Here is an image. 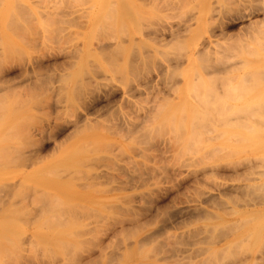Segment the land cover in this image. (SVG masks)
<instances>
[{
    "label": "rangeland",
    "instance_id": "1",
    "mask_svg": "<svg viewBox=\"0 0 264 264\" xmlns=\"http://www.w3.org/2000/svg\"><path fill=\"white\" fill-rule=\"evenodd\" d=\"M217 1L218 0H216V2L215 0H210V4L206 0L204 3L202 0H130L128 6L130 7V13L132 11L130 14L131 17L125 19V14L121 16L120 11L122 0H0V188L6 184H12L11 189L13 188V191H11V193L9 192L10 195L8 194V198L4 202L5 204L2 203L3 206H0V264L85 263L89 258L97 256L98 251L102 248L108 251L115 250L117 247H114V244L118 246L120 242L123 243L126 240H133L132 236L126 237L123 239L124 241L112 238L111 229L117 228L120 221L133 222L135 220L134 223H137L151 217L157 209L162 211L164 206L169 210L170 207H173V203L185 199L192 200L202 191L215 192V188L219 184L226 186L240 182V178L236 176V173L227 172L226 169H222L223 171L220 169L216 172H210L207 166L216 164L224 167L229 166L231 163V166H235L232 164H238L236 165L238 167L241 163L249 159L252 160L253 158L254 161L249 160L251 163L264 164V137H262L264 135H260L261 137L259 136V134H263L264 132L261 131L262 129L264 130V128H260L264 123L261 124L260 127V124H258L261 130L259 128H254L257 127L255 126L257 124L252 125L255 120H260L257 115L255 116L258 119H255V116V118H253L249 115L250 117L248 116L247 119L244 117L245 115L243 116L245 120L251 119V125L248 124L250 125L248 127L247 123L245 124L246 126L243 125L244 123L239 124L240 127L238 123L236 125L234 122H229L230 125L228 122L224 124L212 123L213 125L211 124L206 127L207 131L201 130L197 132L200 133V138H196L198 134L195 135L191 133L192 131L194 132L193 128L190 126L192 124L189 125L192 119L191 115L193 114V112L190 113V110L194 109L191 108L193 105L198 110L202 108V110H207L209 113L211 112L213 118H218L223 117L225 113L228 115L230 112H237L232 106H230L231 109L229 108L228 110L227 108L229 106L224 104V101L229 105L232 104L234 106L235 104L234 107L237 109V103L240 104L238 106H242L246 104L249 99L252 100L254 96L256 97V95V99L258 98L260 100L261 96H259V98L258 94H262V97H264V81L262 82L260 79L262 78L264 80V77L257 76L261 82L259 81L260 84H258L255 80V85L254 82L249 83L248 81V83L246 82L245 84V82L242 81L244 77L242 73H244V71L247 72V74L248 72H252L255 64L256 70L257 68L259 70L261 68V70L264 71L262 68L264 66V33L262 32L264 28L263 30L261 28V25L264 23L259 22L264 20H261V17H259L261 16L260 12H258L259 14L257 12L253 13L255 16L258 14L256 16L258 21L252 13L250 14L251 16L248 14V9L244 10L242 6H239L238 8L240 9L238 10L235 8L237 11H234L235 9H230L231 6L229 5V1L231 0L227 1L228 5H226V1H224L225 3L223 0L220 2L218 1L222 6L225 5L220 9V5ZM230 4L232 5V1ZM214 6L219 7H215L217 8L215 9ZM243 11L247 13H243ZM23 18H25V20ZM26 18H29V21ZM259 23L262 24L259 25ZM186 24L190 25L187 27L188 29L184 28L183 30ZM177 28H180V31ZM207 36L211 39H217L216 45L220 47L218 48V46L215 45V52L228 42L229 44L238 43V45H234H237V47H229L230 49L228 45L224 47L228 50L233 49V52H235L234 50L239 52V47H242L245 43L248 44L249 47L247 51H251V54L253 53V58L256 59L254 60V66L253 58H251L252 56H246L249 53L245 54V51L239 52L242 53L240 54V57L241 55L242 57L239 59V53L237 55V52H235L233 55L235 54L237 57H231L230 54L232 55V53L230 51V54L228 53V56L231 57L230 59V57H226V54L225 57L223 56V58H220V51L223 55V48L219 51V56H217V53L215 55L214 51H212V53L211 50L214 49L211 48L207 53L210 52L212 55L209 54V56H206L205 52L203 56L208 59L211 55L208 61L212 64L217 57L223 60L230 59V61L234 57V61H236V58L238 62L240 60L242 61L241 66L243 65L246 70H244L243 67L242 70L240 66L241 69H239L241 71L239 69H237V71L233 68V61H231L233 63H230L229 60H225L227 61L225 64L230 63L233 67L230 66V64L229 66L233 68L235 72H233V69L229 68V74L226 73L227 69L223 71L225 73L221 76L220 73L222 71L212 74L210 73L211 71L208 73L204 67H201L205 70L202 71L199 64L205 61L202 62L203 59L199 60V58L203 56H194L193 52L196 51L197 48L199 51L202 50L201 47L203 43H205L204 39H206ZM240 37L242 39H240ZM247 39L254 44V47L249 41L247 42ZM241 40L244 41L241 42ZM220 42L221 45L218 44ZM240 44L242 45L240 46ZM230 46H232V44ZM103 48L109 51H111V49H117V52H119L116 58L111 61L109 57L102 56L104 55ZM245 49L242 47V50ZM228 50H226V52H228ZM253 50L254 52H258L256 55L262 60V64L256 62L258 58L254 55ZM135 52L136 55H134ZM141 53L144 54L143 56L147 58V61L142 59L143 56ZM129 54L131 56L134 55L133 59H135L137 55L140 57L142 56L141 58L137 57V59H140H136V68H133V72L128 63V60L129 62L132 60ZM191 55L194 57H191ZM245 56L249 62L246 60V63H244ZM243 57L244 59H242ZM177 58L181 62L179 65H176L174 69V67L172 68L168 64L171 63L175 66L174 64H176ZM211 58L214 59L212 60ZM216 61L217 62L214 64H217L220 60ZM221 62L222 61H220V63ZM167 65L170 68L167 67ZM236 65L239 67L240 62L235 64V68H238ZM261 65L262 67H260ZM229 66H226V68ZM157 69L159 70L157 71ZM172 69H174L173 73L171 72ZM169 71L171 74H168V76L167 73ZM205 72H207V74ZM236 72H239L241 75H236ZM255 73L257 72H254V74ZM217 74H220L221 77H215ZM230 74H232V76ZM248 75L246 77H248ZM250 76H252L251 79L254 78V75ZM215 78L223 80H219V88H215L214 90V81L212 80ZM76 79L77 82H80L75 83ZM224 79H229L231 82H225ZM237 80H239L238 83ZM219 81H216L215 85H217ZM252 81H254V79ZM169 83L171 84L169 85ZM212 83L213 85H211ZM75 84H77V86L80 84L79 93L81 96L79 94L78 96L81 98L73 94ZM210 85L212 87H210ZM136 88L137 90H135ZM130 89H132V91ZM211 91H213L210 95L211 98L216 95L212 100H210L211 98L207 99L209 96L206 95V93L209 94ZM225 92L227 98L224 96ZM59 93H61V95H59ZM241 94L243 96H241ZM110 96L113 99L107 102L106 98ZM202 96L203 98L205 97V101L210 103L209 107H207L208 104H205L206 102L204 103L205 106L202 105L203 103L199 102L203 98L200 100L198 98ZM67 97L70 100L67 99ZM191 98H193V100ZM194 98H196V102H194ZM256 99H253L254 103ZM261 99V101L258 100L255 104H259L260 102L264 103L262 102L264 98ZM217 102H220V104L222 103L223 108H218L221 106L220 104H218V107L211 106V104L217 105ZM261 103L259 104L260 107L262 105ZM187 104H189V106ZM224 105L228 106L227 108L225 107L227 112L221 111V108L222 110L224 109ZM217 109H220L219 112ZM151 110L153 111L151 112ZM237 110L239 112L245 111L244 108L242 111H240L241 109L239 110V108ZM220 111L222 115L219 116L221 113ZM74 115H80L81 118L83 116H88L89 120L86 119L85 122L78 123L79 125L77 124V128V126L75 127L72 124L73 121L75 122L74 119H76ZM147 115H149V117ZM115 118L116 120H114ZM87 122L88 124H85ZM119 122L125 126L120 125ZM82 123L84 124L82 125ZM126 123H128V126L132 123L133 126H136L135 129L128 133L125 132V130H121L125 129ZM189 126L192 129H189ZM241 127H245L243 128L244 131ZM217 128L223 132L220 138L202 139V135H212L213 129ZM249 128L251 130L250 132L247 130ZM182 130L184 134L181 133L183 132ZM239 130L245 136L242 135ZM252 130H256V132H252ZM216 132L219 131L217 130ZM234 132H238V134L244 136L243 139L247 138L248 141H246L247 139L243 141L242 138L243 142L238 140L237 142L229 141L230 139L228 140V137L230 135L234 136ZM180 134L183 136H179ZM183 137H186V139ZM188 140L191 141L189 142ZM200 140L202 141L200 142ZM187 141L188 144L190 143L191 145V142H193V144L190 146L187 144ZM86 142H88V146L85 145ZM89 142L92 143V145H90L92 148H90ZM251 142L255 143L252 144ZM83 143V146L89 149L90 153L84 149V147L83 149L85 151L83 150V152L86 153L80 152L81 149L79 150V148L82 147L81 145ZM94 143H97V145H94ZM186 144L188 147H186ZM107 145H109V149ZM94 146H96V149L98 148L97 151L93 149ZM213 146L219 147V150L221 148L219 154L221 152V155L224 157H217L218 152H214L216 155H213V151H210V147ZM76 148H78V150ZM208 148H210V150ZM91 149H93L92 152ZM13 150L16 152L19 150V156ZM71 151L73 152L70 153ZM108 151L110 153H108ZM8 152H12V155L10 154V156ZM14 153L16 157L18 156V159L15 158ZM98 153L104 156L103 158L101 157L99 161L95 162L100 158ZM97 154L99 156H97ZM219 154L218 156H220ZM91 155L95 156V158H93V156L91 157ZM89 156L92 159L89 158L91 162L87 158ZM83 157H86L87 161L85 159V161L82 160ZM118 157L120 158L118 159ZM258 157L263 159V161H260ZM21 158L22 161L19 160ZM104 158H107V160ZM255 158H258L257 160L260 162H256ZM78 159L81 160L78 164L72 162L74 160L77 162ZM82 161L86 162V164L83 162V164L80 165ZM127 164L130 165L128 166L130 168L127 167ZM69 165L75 166H72V169L75 168V170L77 171L78 169V171L74 172L75 170L73 169L74 171L72 173V170H69V168L71 169ZM112 166L114 168H112ZM94 167L95 170L93 169ZM120 167L125 169L121 168V170ZM140 167L143 172L137 170L140 169ZM241 167L239 166L240 169ZM205 168L207 170H205ZM53 169H55V171ZM126 169H128L126 172L130 173L128 174L130 176L134 174V171H141L144 174V178L142 179L143 181L141 180L140 182L145 183H139L136 177L133 179L134 175L128 177L126 172H123ZM151 169L154 171L152 172ZM119 170L126 174L125 176L123 174L126 180L125 178L123 179L122 175H119L122 174ZM65 171L68 173H65ZM97 172L102 173L99 176ZM85 173L86 176H83ZM229 173L232 175H229ZM75 174L78 176L76 177ZM92 176H94V178ZM129 178L133 181H128ZM262 179H264V177H262ZM126 181L127 185L125 184ZM1 189L4 191L3 187ZM2 193L0 192L1 196H3ZM42 195L43 197L40 198ZM148 195L153 197L151 198ZM178 195L184 199H181ZM235 196H233V198L223 196L222 201H225V205L229 208L231 207V209L234 208L235 211L255 209V207L250 204L247 206L244 198L240 194H235ZM47 197H52V202H54L53 207H60L58 204H61V207L58 209L55 207L53 211H51V209H49L50 211L48 210V212L43 211L41 206L42 201L46 199L47 202H49V200L51 202V199L48 200ZM168 205H170V207H168ZM131 207H133V209ZM227 207L225 209L226 211L228 209ZM61 208L64 210V213L66 214L67 212V214L61 224H56L57 222L54 223V219L52 218L55 216V210L58 211ZM207 209L209 212H216L221 215L225 213V210L221 212L212 207ZM228 211H230V209ZM141 212L143 213L141 214ZM138 213H140V215ZM50 215L52 217H50ZM252 215V218L249 217V219L251 218L250 221H247L251 225L257 221V218L254 217L256 214ZM231 216L232 215L229 214L227 218ZM46 217L51 218L53 221H48ZM134 217L135 219L133 220ZM177 221H175L176 226ZM187 221L189 220H184L186 225H184V222H178L180 224L178 225V229L174 226L173 229L169 231L178 233V231L181 232L183 229L184 231L187 229L190 230L191 226L193 228H203L204 225L212 223H215L217 227L221 226L219 225L221 221H215L213 219L191 220L192 222L189 221L188 224ZM149 227H152V225ZM192 227L191 229H193ZM263 233L258 237L259 239L252 237L251 239H254L253 241L251 239H248L250 242L245 240L248 243H245L244 246L242 245L243 241H241L242 244L240 246L238 243L237 247H240L241 249H239L241 251L235 247L237 251V253L235 252L236 257L234 256L235 253H233L235 249L233 252L230 250L231 253H233L231 255L229 254L230 256L227 255L230 253L229 251L227 254L224 253V255L222 254V256L220 255V257H218H222L221 260L223 262L225 261L223 264H226L227 258L233 255L236 259L233 257L231 258L236 263L237 254L239 253V262L244 252L246 253L248 251L249 255L247 256L246 253L243 255V258H245L244 256L247 258L249 256L255 255L254 257H256L259 255L257 257L261 258V262H263ZM64 243L67 246L71 244L72 247L70 246L71 248L69 247V249ZM110 244L114 248L110 247ZM62 245H64V247ZM148 245L149 244L146 246ZM65 246L68 250H66ZM211 249L212 247L209 250ZM260 251L262 252L261 257ZM250 252H252V254ZM70 254L71 256H69ZM124 254L126 255V253ZM124 254L120 255L122 259L118 262L119 264L126 263V261L128 262V260L131 259L132 264L141 261L139 255L127 254L126 256L130 257V259L127 260L126 258L128 257ZM157 255H160L162 259L164 257L165 260L163 259L160 261V256L156 257V260H154ZM157 255L153 256V261L152 259L148 261L149 264L151 262L155 264H163V262L166 264H175L174 262L177 254L173 255L175 260L172 255L171 258L173 259L171 260L169 255V258L167 257L168 259L163 256L165 254L162 255L161 253H157ZM183 255L184 254H182V256ZM186 255L188 256L189 254L186 253ZM225 255L226 257H224ZM189 257H191V255L188 256V258ZM218 257L215 258L216 261L213 259L215 262L210 260L209 263L212 264L211 261H213V264H220L217 263ZM223 257L225 259H223ZM157 258L159 259L157 260ZM185 258L181 259V262L178 263L180 260L179 257H177L179 261H176V264H192V261L196 260L195 258H190L189 262L188 258ZM228 259L231 260L230 258ZM103 260H101L99 264H102ZM168 260L173 262H169ZM222 261L220 262L222 263ZM255 261L254 258V264ZM230 262L232 261H229L228 264H230ZM261 264H264V262Z\"/></svg>",
    "mask_w": 264,
    "mask_h": 264
},
{
    "label": "bare ground",
    "instance_id": "2",
    "mask_svg": "<svg viewBox=\"0 0 264 264\" xmlns=\"http://www.w3.org/2000/svg\"><path fill=\"white\" fill-rule=\"evenodd\" d=\"M203 1V3L205 2V0H202ZM207 2H209L210 4H211V2H210V0H206ZM219 2L221 1V0H218ZM217 1V2H218ZM224 1H226V5H228V0H223V2ZM231 1H232V5L230 4L231 3ZM231 1H229L230 3H229V5L231 6V8L230 9H232V10H234L235 8H237V10L238 9H240V8H238L239 6H242V8L245 10H247L248 9V14L250 15L251 13H252V15H253V13H255V12H260V14H261V16H259V17H261V20L263 19L264 20V0H231ZM130 2V0H122V6L120 5V7H121V16H123L124 14H125V19H128V18H130L131 16H130V14L132 13V11H131V13H130V10H129V6H128V3ZM215 2H216V0H215ZM218 2V3H219ZM225 3V2H224ZM223 4V3H222ZM233 4H234V6H233ZM219 5H220V9L221 8H223L225 5H221L220 3H219ZM235 6H237V7H235ZM207 7H209V6H207ZM215 7H217V6H214V8ZM219 7V6H218ZM217 7V8H218ZM217 8H215V9H217ZM139 9V8H138ZM242 9V10H243ZM223 10V9H222ZM221 10V11H222ZM236 9L234 10V11H237ZM241 10V11H242ZM136 11V10H135ZM219 11V10H218ZM240 12V11H239ZM238 12V13H239ZM244 12H246V11H243V13ZM153 13V12H152ZM247 13V12H246ZM237 14V13H236ZM235 14V15H236ZM259 14V13H258ZM257 14V15H258ZM137 15H138V13H137ZM239 15V14H238ZM256 15V16H257ZM262 15H263V17H262ZM152 16V15H151ZM241 16V15H240ZM251 16V15H250ZM253 16H255V15H253ZM255 16V18L257 19V17ZM25 17V16H24ZM47 17V16H46ZM239 17V16H238ZM31 18V17H30ZM139 18V17H138ZM252 18H254V17H252ZM24 20H25V18H23ZM22 19V20H23ZM27 19V18H26ZM29 19V18H28ZM27 19V20H28ZM46 19V18H45ZM140 19V18H139ZM260 19V18H259ZM258 20V19H257ZM9 21V20H8ZM14 21V20H13ZM29 21V20H28ZM27 21V22H28ZM141 21V20H140ZM147 21V20H146ZM259 21V20H258ZM12 22V21H11ZM185 22V21H184ZM259 22H263L264 23V21H259ZM10 23V22H9ZM262 24V23H261ZM260 23H259V25H261ZM12 25V24H11ZM10 25V26H11ZM18 25V24H17ZM165 25V24H164ZM190 25V24H189ZM188 24H186L184 27H183V30H184V28H187L188 26H189ZM263 26H264V24H262ZM261 25V28H262V30H263V26ZM161 26V25H160ZM159 26V27H160ZM8 27V26H7ZM13 27V26H12ZM27 27H28V25H27ZM168 27V26H167ZM220 27H221V24H220ZM16 28V27H15ZM156 28V27H155ZM181 28V27H180ZM180 28H177L179 31H180ZM188 29V28H187ZM224 29V28H223ZM171 30V29H170ZM169 30V31H170ZM174 30V29H173ZM176 30V29H175ZM154 31V30H153ZM166 31V30H165ZM168 31V32H169ZM177 31V30H176ZM223 31V30H222ZM157 32V31H156ZM263 33H264V30L262 31ZM163 33V32H162ZM166 34V33H165ZM220 34V33H219ZM243 34V33H242ZM174 35V34H173ZM157 37V36H156ZM155 37V38H156ZM170 37V36H169ZM178 37V36H177ZM180 37V36H179ZM208 37V36H207ZM206 37V39H204V41H205V43H203V46L201 47V49L203 50H200L199 51V49L197 48V50L196 51H194L193 52V55L195 56V55H197V57H202L204 54H205V52H206V56H209V54H211L212 55V51H214L215 52V47L216 46H218V45H216L217 44V39L215 40V39H211V38H207ZM223 37V36H222ZM242 37V36H241ZM240 37V39H242ZM218 38V37H217ZM219 38H220V36H219ZM239 38V37H238ZM177 39V38H176ZM175 39V40H176ZM236 39V38H235ZM246 39V38H245ZM169 40H170V38H169ZM219 40V39H218ZM221 40V39H220ZM237 40V39H236ZM158 41H159V39H158ZM240 41V40H239ZM244 40H241V42H243ZM246 41V40H245ZM249 41V43L251 44V45H253V47H254V44H252L251 42H250V40L249 39H247V42ZM235 42H238V41H235ZM241 42H239V43H241ZM245 43V42H244ZM161 44H163V43H161ZM219 45H221V42L220 43H218ZM232 44V46H230ZM231 44H229V42L225 45V46H227L228 45V48L229 47H237V45H238V43H235V44H237L236 46H234L235 44H233V43H231ZM216 45V46H215ZM223 45V44H222ZM242 44H240V46H241ZM250 45V46H251ZM215 46V47H214ZM224 45L223 46H221L222 48H220V49H217L216 50V52H215V55H216V53L218 54L217 56H219V51L222 49V52H223V55H222V53H221V51H220V58H223V56L225 57V54L227 55L226 57L227 58H229L230 56L232 57V56H234V57H237V56H235V54L233 55V53H235V52H237V55H238V53L240 52V51H242V52H244L245 54H248V55H246V56H248L249 57V55L250 56H252L251 58H253V53L251 54V51H247L248 50V47H249V45L248 44H243L242 45V47H243V49H245L246 48V46H247V48L245 49V50H242V47H239V52L237 51V50H234L235 52H233L232 50H228L227 48H224L225 47ZM220 46H218V48H219ZM253 47H251V48H253ZM214 49V50H211V52L212 53H207L210 49ZM241 48V49H240ZM99 49V48H98ZM225 49V50H224ZM230 49V48H229ZM103 50V54L104 55H102V53H101V55L102 56H107V58L109 57V59H111V61L113 60V59H115L116 58V56H117V54H118V52H117V49H115V50H113V49H111V51H109L108 49H102ZM224 50V51H223ZM226 50H228V52H226ZM250 50V49H249ZM252 50V49H251ZM254 50H255V48H254ZM254 50H253V52H254ZM263 50H264V46H263ZM230 51H231V53H232V55L230 54ZM201 52H203V53H201ZM226 52V53H225ZM230 54V56H228L229 54ZM243 53V54H244ZM256 53H258L257 51H255L254 52V55L255 56H257L256 55ZM261 53V52H260ZM131 54V53H130ZM129 54V55H130ZM134 54V53H133ZM240 54H242V53H239V57H238V59L239 58H241L242 57V55H241V57H240ZM100 55V56H101ZM120 55H121V53H120ZM128 55V56H129ZM132 55V54H131ZM130 55V58L133 60V61H136V62H133L131 59V61L129 62V60H128V63H129V66H130V69L132 70V72H133V68H136V64L135 63H137V60L138 59H140L144 54L143 53H141V57L139 56V55H137V57H140V58H138L137 59V57L135 56V59H133L134 57V55H136V52H135V54L133 55V56H131ZM146 55V54H145ZM193 55H191V57H194ZM200 55V56H199ZM211 55H210V57H211ZM214 55V54H213ZM258 55H260V54H258ZM147 56V55H146ZM180 56V55H179ZM178 56V57H179ZM245 56V59H244V57L242 58V59H244V63H246V60H247V57ZM210 57H208V59H210ZM213 57H215V56H213ZM231 57H230V59H231ZM234 57H233V59H234ZM146 57H142V59H144V60H146L147 61V58L145 59ZM207 58V57H206ZM206 58H204V56L202 57V58H199V60L201 59H203L202 60V62L203 61H205V62H203L202 64L200 63L199 65H200V68L201 67H204L205 69H206V71L209 73L210 71V73H217L218 71L219 72H223V71H225V70H229V68H231L230 66H232L230 63H233L234 62V69H239L240 68V66H241V60L239 61L240 62V65H239V67L238 68H235V64L236 63H239L238 62V59L236 58V61H234L233 59L231 60V61H233V62H231L230 61V59H228L229 61H230V66H229V64H225V62H227L228 60L227 59H225V60H227V61H225V60H223V59H219V57H217V58H215V61H214V63L215 62H217L216 60H220V61H222L221 63H220V61L217 63V64H212L210 61H208V59H206ZM257 58H258V60H260L259 59V57L257 56ZM264 58V57H263ZM129 59V58H128ZM137 59V60H136ZM151 59V58H150ZM193 59H195V58H193ZM212 59V58H211ZM214 59V58H213ZM212 59V60H213ZM249 59V58H248ZM198 60V61H199ZM249 60H252V59H249ZM254 60H256V59H254L253 58V66H254V64H255V62H254ZM256 61V62H260L259 64H262V60H260V61ZM125 61H126V59H125ZM142 61V60H141ZM140 61V62H141ZM182 61H183V59H182ZM248 61V60H247ZM181 61L180 60H178V58H177V60H176V64H174L175 66H173V64H171V63H169L168 65L169 66H171L172 68L174 67V69L176 68V65H179V63H180ZM199 62H201V61H199ZM236 62V63H235ZM249 62V61H248ZM135 65H134V64ZM154 63V62H153ZM226 65V66H229L228 68H226V66L224 65V64ZM243 63V64H244ZM264 63V62H263ZM167 65V67H169ZM247 65V64H246ZM249 65H252V64H249ZM258 65V64H257ZM135 66V67H134ZM155 66V65H154ZM245 66V65H244ZM165 67V66H164ZM166 67V68H167ZM243 67V65L241 66V68ZM250 67V66H249ZM255 67H256V64H255ZM255 67H254V70L252 69V72H250V73H252V74H250L249 72H248V74H250V75H254V81H252L253 79H251V77L252 76H250V75H248L247 74V72H245L244 71V73H242V76H244L243 77V80L242 81H244L245 82V84H246V82L248 83V81H249V83H253L254 82V85H255V80L257 81V83L258 84H260V79L262 80V82L264 81L262 78H258V77H264V71H262L261 70V68L260 67H262V65L259 67L260 68V70L257 68V70L255 69ZM156 68V67H155ZM165 68V69H166ZM170 68V67H169ZM169 68H167V69H169ZM204 68L202 69V71H205L204 70ZM233 68H231V69H233ZM240 68V69H241ZM244 68V70H246L245 69V67H243ZM243 68H242V70H243ZM263 68V70H264V66L262 67ZM93 69V68H92ZM174 69H172V73L174 72ZM209 71H208V70ZM234 69H233V72H235L234 71ZM239 69V70H240ZM251 69V68H250ZM135 70V69H134ZM156 70V69H155ZM159 69H157V71H158ZM161 70V69H160ZM226 71V73L227 74H229L228 72H230V70L229 71ZM256 70V71H255ZM177 71V70H176ZM213 71H215V72H213ZM238 71V70H237ZM241 71V70H240ZM248 71V70H247ZM260 71V72H259ZM262 71V72H261ZM100 72V71H99ZM135 72V71H134ZM167 72V71H166ZM170 72V71H169ZM167 73V75L169 74H171V72L170 73ZM207 72H205L206 74H207ZM218 72V73H219ZM220 73L221 74V76H222V74H224L225 72H223V73ZM231 72H232V70H231ZM254 72H257V73H255L254 74ZM93 73V72H92ZM149 73V72H148ZM163 73V72H162ZM237 73V72H236ZM220 74L218 75H215V77L216 76H220ZM227 74H225V75H227ZM235 74V73H234ZM238 74H240L239 72L236 74V75H238ZM245 74V75H244ZM248 75V77H246L247 75ZM257 74V75H256ZM162 75V74H161ZM168 75V76H169ZM173 75V74H172ZM225 75H223V76H225ZM231 76H232V74H230ZM229 75V76H230ZM235 75V76H236ZM241 75V74H240ZM220 76V77H221ZM228 76V75H227ZM239 76V75H238ZM237 76V77H238ZM258 76V77H257ZM156 77H157V75H156ZM214 77V76H213ZM249 77H250V79H251V81H250V79H249ZM257 77V78H256ZM245 78H247V79H245ZM148 79V78H147ZM215 79H217V78H215ZM215 79H213L212 81H214L213 83H214V85H213V83L211 84V85H213L214 87H213V89L215 90V88H219V85H220V81L219 80H221V79H217V80H215ZM257 79H259V80H257ZM80 80V79H79ZM78 80V81H79ZM145 80V79H144ZM150 80V79H149ZM223 80V79H222ZM221 80V81H222ZM88 81V80H87ZM216 81H219V82H217V85H215L216 84ZM224 81L226 82V81H230L231 82V80H229V79H224ZM233 81V80H232ZM238 81L239 80H237V83H238ZM260 81V82H259ZM80 82V81H79ZM79 82H77V79H76V82L75 83H79ZM171 82H172V80H171ZM236 82V81H235ZM89 83V82H88ZM240 83V82H239ZM61 84V83H60ZM87 84V83H86ZM171 83H169V85H170ZM243 84V83H242ZM1 85V84H0ZM168 85V86H169ZM210 85V87H212ZM244 85V84H243ZM243 85H240V86H243ZM257 85V84H256ZM61 86V85H60ZM74 86V85H73ZM96 86V85H95ZM217 86V87H216ZM9 87V86H8ZM75 88H73V94H75L76 96H78V94L81 96V94L79 93V91H80V84L77 86V84H75V86H74ZM88 87V86H87ZM86 87V88H87ZM91 87V86H90ZM221 87V86H220ZM82 88V87H81ZM93 88V87H92ZM111 88H113V87H111ZM9 89H10V87H9ZM8 89V90H9ZM134 89V88H133ZM62 90V89H61ZM60 90V91H61ZM75 90V91H74ZM81 90H83V89H81ZM131 91H132V89H130ZM135 90H137V88L135 89ZM213 90V91H214ZM1 91V90H0ZM85 91H86V89H85ZM134 91V90H133ZM213 91H211L209 94H207L206 93V95H208L209 96V98H207V96H206V98L207 99H210L211 98V94H212V92ZM221 91V90H220ZM227 92V91H226ZM226 92H225V98H227L226 97ZM62 93V92H61ZM61 93H59V95H61ZM113 93V92H112ZM132 93V92H131ZM230 93V92H229ZM108 94V93H107ZM217 94V93H216ZM223 94V93H222ZM228 94V93H227ZM234 94V93H233ZM64 95V94H63ZM85 95H87V94H85ZM113 95V94H112ZM215 95V94H214ZM213 95V96H214ZM72 96H74V95H72ZM75 96V97H76ZM80 96H78V97H80ZM90 96V95H89ZM109 96V95H108ZM131 96V95H130ZM216 96V95H215ZM215 96L214 97H212L213 99L215 98ZM228 96V95H227ZM241 96H243L242 94H241ZM259 96H261V98H264V97H262L263 95L261 94H258V97ZM217 97H219V96H217ZM221 97V96H220ZM233 97H235V96H233ZM249 97V96H248ZM252 97V96H251ZM256 97H257V95H256ZM256 97L254 96V98H252V100L251 99H249V101L248 102H246V104H243L242 106H238V105H240V104H236V108L238 109L239 108V110L240 111H242V109L244 108V112L242 111V112H239L237 109H235V104H234V106L232 105V104H227V103H225V101L224 100H222V101H224L223 103L224 104H226V105H228V106H226V105H224V109L222 110V108H223V105H222V103L220 104V102H217V105H215V104H211V106H217L218 107V104H220L221 106H219L218 108H220V107H222L221 108V111L222 112H227V109L229 110V108L231 109V107L230 106H232L233 108H234V110H236L237 112H235V111H233V112H228L229 114L227 115L226 113H225V115H224V113H223V117H218V118H216V117H214L213 118V116H212V114H211V112L209 113V112H207V110H202V108L200 109V110H202V111H200V110H198L196 107H194V105L193 106H191V108H194V109H191L190 110V113L191 112H193V114L191 115L192 116V119H191V123H189V125L190 124H192V125H190L192 128H193V130H194V132L192 131L191 133H194L195 135H197L198 134V136H196V138L197 137H199V135H200V133H197L198 131L200 132L201 130H206L207 128V126L208 125H211L212 123H214V124H219V123H221V124H224V123H229V122H234L236 125H237V123H238V126H239V124H243V125H245L246 123H247V127L248 126H250L251 125V119L250 120H245V118L247 119V117L250 115V116H252L253 118H255L256 116L255 115H257L258 116V118H260V120H255V119H258L257 117L254 119L255 120V122H254V120H253V124L252 125H254V124H257V125H255V126H257V127H254L255 129L256 128H259L260 126H261V124H263L264 123V103H261L262 105H261V107L259 106V104L257 105V104H255L259 99L257 98L256 99ZM71 98V97H70ZM74 98V97H73ZM81 98V97H80ZM106 98V97H105ZM203 98V96L202 97H199L198 99L200 100V99H202ZM212 98L210 99V100H212ZM260 98V97H259ZM260 98V100L259 101H261L262 99ZM59 99V98H58ZM67 99H69L68 97H67ZM75 99V98H74ZM112 97L110 96V97H107L106 98V100H107V102H110V101H112ZM192 100H193V98H191ZM195 100H194V102H196V98H194ZM205 99V97L201 100V101H199L200 103H203L202 105H204L205 106V104H208V106L207 107H209V105H210V103L209 102H207V101H205L204 100ZM246 99V98H245ZM248 99V98H247ZM253 99H256V102L254 103V101H253ZM61 100V99H60ZM70 100V99H69ZM73 100V99H72ZM71 100V101H72ZM91 100V99H90ZM234 100H235V98H234ZM76 101V100H75ZM114 101V100H113ZM198 101V100H197ZM221 101V102H222ZM253 101V102H252ZM56 102H58V101H56ZM60 102V101H59ZM106 102V103H107ZM206 102V103H205ZM252 102V103H251ZM262 102H264V100L262 101ZM106 103H105V105H106ZM184 103H185V101H184ZM184 103H183V105H184ZM198 103V102H197ZM196 103V104H197ZM200 103H198V104H200ZM205 103V104H204ZM58 104V103H57ZM81 104V103H80ZM197 104V105H198ZM67 105H69V104H67ZM101 105V104H100ZM188 106H189V104H187ZM191 105V104H190ZM201 105V104H200ZM257 105V106H256ZM71 106V105H70ZM95 106V105H94ZM199 106V105H198ZM197 106V107H198ZM83 107V106H82ZM199 107H201V106H199ZM198 107V108H199ZM203 107V106H202ZM227 109H226V108ZM241 107V108H240ZM243 107V108H242ZM62 108V107H61ZM81 108V107H80ZM91 109H92V107H91ZM101 109V108H100ZM151 109H153V108H151ZM96 110H97V108H96ZM96 110H95V112H96ZM110 110V109H109ZM150 110V109H149ZM219 110L220 109H217V111L219 112ZM153 110H151V112H152ZM220 111V112H221ZM78 112V111H77ZM222 112L219 114V116L220 115H222ZM74 113V112H73ZM98 113V112H97ZM100 113V112H99ZM146 113H148V112H146ZM150 113V112H149ZM92 114V113H91ZM113 114V113H112ZM211 114V115H210ZM146 115V114H145ZM145 115H144V117H145ZM149 115H152V114H149ZM149 115H147L148 117H149ZM183 115V114H182ZM181 115V116H182ZM245 115V116H244ZM247 115V116H246ZM75 116V115H74ZM82 116V115H81ZM212 118H211V117ZM243 116L245 117V118H243ZM249 116V117H250ZM255 116V117H254ZM73 117V116H72ZM76 117V119H74L75 120V122L73 123L72 122V124H73V126H77V128H78V123H80V122H85L86 121V119H88L89 120V118H88V116H86V117H80V115L78 116V115H76L75 116ZM124 117V116H123ZM148 117H147V119H148ZM183 117H184V115H183ZM113 118V117H112ZM119 118V117H118ZM126 118V117H125ZM252 118V119H253ZM189 119V120H190ZM87 120V121H88ZM93 120V119H92ZM91 120V121H92ZM114 120H116V118L114 119ZM121 120V119H120ZM119 120V121H120ZM146 120V119H145ZM188 120V121H189ZM118 121V120H117ZM125 121V120H124ZM144 121V120H143ZM249 123H248V122ZM71 122V121H70ZM126 122V121H125ZM125 122H124V124H125ZM258 122V123H257ZM93 123V122H92ZM137 123V122H136ZM71 124V125H72ZM78 124V125H77ZM84 123H82V125H83ZM85 124H88V122L87 123H85ZM119 124H120V122H119ZM127 125H126V127H125V129H121V130H125V132H132L134 129H135V127L136 126H133V124L132 123H130V125L128 126V123H126ZM220 124V125H221ZM233 124V123H232ZM234 124V125H235ZM248 124H250V125H248ZM258 124H260L259 125V127H258ZM90 125V124H89ZM120 125H122V124H120ZM135 125V124H134ZM137 125V124H136ZM213 125V124H212ZM219 125V126H220ZM229 125H230V123H229ZM234 125H231V126H234ZM235 125V126H236ZM81 126V125H80ZM93 126V125H92ZM112 126V125H111ZM122 126H125V125H122ZM190 126H189V129H192V128H190ZM227 126H228V124H227ZM237 126V127H238ZM242 126V125H241ZM246 126V125H245ZM264 126V125H263ZM263 126H261L260 128L262 129V128H264ZM54 127V126H53ZM56 127V126H55ZM113 127V126H112ZM216 127V126H215ZM240 127V126H239ZM220 128V127H219ZM243 128H245V127H241V129L243 130ZM252 128V127H251ZM259 128V129H260ZM61 129V128H60ZM81 129V128H80ZM185 129V128H184ZM239 129V128H238ZM240 129V130H241ZM260 129V130H261ZM82 130H83V128H82ZM219 131V132H216V131ZM239 130V131H240ZM247 130H249L248 132H250L251 130H250V128L249 129H247ZM54 131V130H53ZM183 131V130H182ZM207 131V130H206ZM244 131V130H243ZM262 132L264 131L263 129L261 130ZM260 131V132H261ZM64 132V131H63ZM203 132V131H202ZM213 134L212 135H202V139H218V138H220L221 137V135H222V131L220 130V129H213ZM216 132V133H215ZM225 132V131H224ZM241 132V131H240ZM239 132V133H240ZM246 132V131H245ZM244 132V133H245ZM252 132H256V130L255 131H253L252 130ZM261 132V133H262ZM74 133V132H73ZM72 133V134H73ZM141 133H142V130H141ZM181 133H183L184 134V131L183 132H181ZM215 133V134H214ZM235 133V132H234ZM257 133H258V130H257ZM188 134H189V131H188ZM193 134V135H194ZM207 134V133H206ZM236 134V135H235ZM234 134V136H229L228 137V140L229 141H231V142H234V141H236L237 142V140L238 141H242V139H243V137L245 136L244 134H242V132H241V134L242 135H244V136H242V135H240V134H238V132L237 133H235ZM238 134V135H237ZM143 135V134H142ZM145 135V134H144ZM233 135V134H232ZM262 136V135H264V132H263V134H259V136ZM72 136V135H71ZM179 136H183V135H179ZM190 136V135H189ZM188 136V137H189ZM205 138H204V137ZM242 136V137H241ZM260 136V137H261ZM10 137V136H9ZM191 137V136H190ZM223 137H225V136H223ZM222 137V138H223ZM262 137H264V136H262ZM183 138H185L186 139V137H183ZM182 138V139H183ZM193 138H194V136H193ZM193 138H191V139H193ZM200 138V137H199ZM242 138V139H241ZM184 139V140H185ZM190 139V138H189ZM247 139V138H246ZM245 138L243 139V141H245L246 140ZM198 140V139H197ZM189 141V140H188ZM188 141H187V144H188ZM191 141V140H190ZM189 141V142H190ZM194 141V140H193ZM196 141V140H195ZM202 140H200V142H201ZM209 141V140H208ZM242 141V142H243ZM246 141H248V139L246 140ZM64 142V141H63ZM91 142H93V141H91ZM91 142H89L90 144H89V146L90 145H92V143ZM162 142V141H161ZM199 142V141H198ZM186 143V142H185ZM192 144H193V142H191ZM248 143H250V142H248ZM252 144H254L253 142H251ZM257 143V142H256ZM88 144V142H86V146H88L87 145ZM99 144H100V142H99ZM186 144V145H187ZM191 144V145H192ZM208 144V143H207ZM84 143L81 145L82 147L81 148H79V150L81 149V153H86V152H83V150L84 149H86L84 146ZM94 145H97V143H94ZM188 145H190V143L188 144ZM188 145L186 146V147H188ZM190 145V146H191ZM250 145V144H249ZM58 146H60V145H58ZM77 146V145H76ZM75 146V147H76ZM78 146H79V144H78ZM99 146V145H98ZM109 145H107V148L109 149V147H108ZM6 147V146H5ZM83 147H84V149H83ZM96 146H94V148L93 149H95L96 151H97V149L95 148ZM100 147H101V145H100ZM57 148V147H56ZM90 148H92V146H90ZM111 148V147H110ZM210 148H211V150H210ZM210 148H208L211 152L213 151V155L215 154L214 152H218V154H219V151L221 150V148H220V150H219V147H215V146H213V147H210ZM53 149H54V147H53ZM77 150H78V148H76ZM93 149H91V152H92V150ZM101 149V148H100ZM107 149V150H108ZM16 150V149H15ZM88 152L90 151L89 149H86ZM94 150V151H95ZM14 151V150H13ZM56 151V150H55ZM85 151V150H84ZM93 151V152H94ZM100 151H102V150H100ZM106 151V150H105ZM208 151V150H207ZM206 151V152H207ZM234 151V150H233ZM15 153H17V155L20 153V151L18 150V152H16V151H14ZM73 151H71L70 153H72ZM211 152H210V154H211ZM9 153V155L12 153V152H8ZM14 153V154H15ZM79 153V152H78ZM90 153V152H89ZM108 153H110L109 151H108ZM231 153H232V151H231ZM24 154V153H23ZM99 154V153H98ZM97 154V156H99L100 155V158H98L97 159V157H96V161L95 162H97V161H99V159H101V157L103 158V156L104 155H102L101 153L98 155ZM205 154V153H204ZM208 154V153H207ZM218 154H217V157H221L222 155H221V152H220V156H218ZM1 155V154H0ZM12 155V154H11ZM10 155V156H11ZM70 155V154H69ZM102 155V156H101ZM216 155V154H215ZM230 155H232V154H230ZM14 156V155H13ZM19 156V155H18ZM18 156L16 157V154H15V158H17L18 159ZM93 155H91V157H92ZM109 156V155H108ZM116 156V155H115ZM210 156V155H209ZM24 157H26V156H24ZM29 157V156H28ZM91 157L89 156V157H87L88 158V160H89V158L91 159ZM106 157H107V155H106ZM213 157H216V156H213ZM222 157H224V156H222ZM262 157V156H261ZM23 158V157H22ZM22 158L21 159H19L20 161H22ZM93 158H95V156H93ZM108 158V157H107ZM107 158H104V159H106L107 160ZM120 157H118V159H119ZM259 159H260V161H263V159H261L260 157H258ZM257 158V159H258ZM264 158V157H263ZM25 159V158H24ZM31 159V158H30ZM86 160V157L84 158H82V160ZM114 159V158H113ZM128 159V158H127ZM256 159V158H255ZM256 159V162H260V161H258ZM12 160V159H11ZM13 160H14V158H13ZM26 160V159H25ZM25 160H23V161H25ZM84 160V161H85ZM92 160V159H91ZM103 160V159H102ZM115 160V159H114ZM249 160H251V159H249ZM248 160V161H249ZM253 161H254V158L252 159ZM251 160V161H252ZM16 161V160H15ZM77 161V160H76ZM79 161H81V160H79L78 159V161L77 162H75V160L74 161H72V162H74V163H77L78 164V162ZM84 161H82V163L80 164V165H82L83 164V162ZM87 161V160H86ZM90 161V160H89ZM88 161V162H89ZM94 161V160H93ZM104 161V160H103ZM130 161V160H129ZM248 161H246V162H248ZM251 161H249L247 164H245V165H242V164H244V163H246V162H244V163H241L239 166L241 167V169L239 168V166L237 167L236 165H238V164H232V165H235V166H231V163H230V165L229 166H224V167H222V166H220V165H210V166H207L206 168L207 169H209L208 171H210V172H216V171H218V170H220L221 169V171H223L222 169H226V171L228 172H230V173H236V176H238L240 179H239V183H236V184H229V185H226V186H223L222 184H219V185H222V186H219V185H217L216 186V188H215V192H213V191H208V192H201V191H197V192H201L198 196H196L194 199H192V200H189V199H185V200H182V201H178L177 203H173L172 205H173V207H170V205H168V207H170L169 208V210H167V207H163V205H162V211H159V209H157L152 215H151V217H149L148 219H143V221H139V222H137V223H134L135 222V217L133 218V222L132 221H126V222H121L120 221V223L118 224L119 226H117V228H113V229H111V236H112V238H116V239H119L120 241L122 240V241H124L123 239H125L126 237L128 238L129 236H132L133 237V240H131V241H124L123 243L122 242H120V244L117 246L116 244H114L113 246L114 247H117L115 250H111V251H108V250H106V249H104V248H102V249H100L99 251H98V255L97 256H95V257H93V258H89L88 260H86V262L85 263H82V264H99L100 263V261L101 260H103L102 261V264L103 263H105V264H119L118 262L120 261V259H122L121 258V256L120 255H122V254H124V253H126V255L127 254H131V255H139V257H140V259H141V261H139V262H136L135 264H149V260H151L152 259V261H153V256L154 255H157V253L158 254H165V255H163V256H165V258L166 259H168L169 257H168V255L170 256V260L171 259H173L174 258V256L173 255H176L177 254V256H176V260H175V258H174V260H175V264L177 263L176 261H179L178 263H180L181 262V259H183V258H185V255H186V253L187 254H189L188 256H190L191 255V257H189L188 258V256L186 255V258L185 259H187L188 258V260L191 258V259H193V258H195L196 260H194V261H192L191 263L192 264H211V263H209L210 262V260H215L216 261V259L215 258H217L218 256L220 257V255L222 256V254L224 255V253L225 254H227V252H229L230 250H232V252L234 251V249H235V251L233 252V253H237V251H236V248L235 247H237V244L240 246L241 244H242V242L241 241H243V246L245 245V243H248L247 241H249L250 242V240H248V239H251L252 237L253 238H258L263 232H264V179H262V177H264V164H262V163H251ZM0 162H1V159H0ZM18 162V161H17ZM28 162V161H27ZM91 162V161H90ZM89 162V163H90ZM101 162V161H100ZM137 162V161H136ZM241 162V161H240ZM19 163V162H18ZM99 163V162H98ZM103 163V162H102ZM133 163V162H132ZM131 163V164H132ZM264 163V162H263ZM84 164H86V162H84ZM96 164V163H95ZM111 164V163H110ZM110 164H109V166H110ZM144 164V163H143ZM228 164H229V162H228ZM117 165V164H116ZM115 165V166H116ZM133 165V164H132ZM135 165V164H134ZM137 165V164H136ZM70 166V165H69ZM73 166V165H72ZM72 166H70L71 167V169L68 167V166H66V167H68L69 168V170H72V173H73V171L75 170V168H73L72 169ZM101 166H103V165H101ZM114 166V165H113ZM112 166V168H114ZM128 166H130V165H128L127 164V167ZM144 166V165H143ZM142 166V167H143ZM148 166H150V165H148ZM244 166V167H243ZM62 167H64V166H62ZM73 167H75V166H73ZM124 167V166H123ZM126 167V166H125ZM132 167V166H131ZM137 167V166H136ZM145 167V166H144ZM58 168V167H57ZM56 168V169H57ZM67 168V169H68ZM78 168V167H77ZM76 168V169H77ZM102 168V167H101ZM104 168V167H103ZM122 167H120V169H121ZM128 168H130V167H128ZM138 168V167H137ZM205 168V170H207ZM59 169H61V168H59ZM80 169V168H79ZM94 170H95V167L93 168ZM118 169V168H117ZM122 169H125V168H122ZM121 169V170H122ZM156 169V168H155ZM54 171H55V169H53ZM62 170V169H61ZM113 170V169H112ZM121 170H119L120 171V173H122V174H119L120 176L122 175L123 176V174H124V176L127 174V176L128 177H131V176H133L134 175V177H133V179L136 177L137 178V181L139 182V183H141L140 181L144 178V174L142 173L143 172V170L141 169V167H140V169H137V170H141V171H137V172H135L134 171V174H132L131 176L130 175H128V174H130V173H127L126 171H128V169H126L125 171H123V172H126V174L125 173H123ZM130 170V169H129ZM145 170H147V169H145ZM239 170H240V172H239ZM52 171V170H51ZM77 171H78V169H77ZM76 170L74 171V172H77ZM82 171V170H81ZM97 171V170H96ZM100 171V170H99ZM104 171V170H103ZM108 171V170H107ZM110 171V170H109ZM151 171L153 172L154 170H152L151 169ZM225 171V170H224ZM60 172V171H59ZM80 172V171H79ZM94 172V171H93ZM149 172V171H148ZM54 173V172H53ZM65 173H68V172H66L65 171ZM71 173V174H72ZM88 173V172H87ZM91 173H92V171H91ZM97 173H99V172H97ZM102 172H100L99 173V176H100V174H101ZM107 173V172H106ZM136 173H137V175H136ZM229 173V175H232V174H230ZM69 174H70V171H69ZM68 174V175H69ZM149 174V173H148ZM154 174V173H153ZM76 175V174H75ZM93 175V174H92ZM104 175V174H103ZM103 175H102V177H103ZM118 175V176H119ZM145 175H146V173H145ZM65 176V175H64ZM78 175H76V177H77ZM80 176H81V174H80ZM83 176H86V173H85V175H83ZM87 176H88V174H87ZM123 176V179L125 178ZM150 176V175H149ZM151 176H153V175H151ZM93 178H94V176H92ZM101 177V178H102ZM106 177V176H105ZM109 177V176H108ZM112 177H114V176H112ZM127 177V178H128ZM69 178V177H68ZM82 178V177H81ZM87 178V177H86ZM89 178H91V177H89ZM92 178V179H93ZM95 178H96V176H95ZM145 178H146V176H145ZM103 179H104V177H103ZM147 179H149V178H147ZM147 179H144V180H147ZM152 179V178H151ZM97 180V179H96ZM95 180V181H96ZM109 180V179H108ZM125 180H126V178H125ZM128 180V179H127ZM132 179H130L129 178V180L128 181H131ZM92 181V180H91ZM90 181V182H91ZM94 181V180H93ZM97 181H99V180H97ZM133 181V180H132ZM143 181V180H142ZM86 182H87V180H86ZM136 182V181H135ZM92 183H94V182H92ZM92 183H90V184H92ZM111 183V182H110ZM119 183V182H118ZM127 183V181L125 182V184ZM129 183V182H128ZM130 183H132V182H130ZM145 182H142L141 184H144ZM84 184V183H83ZM85 184H88V183H85ZM3 185V184H2ZM93 185V184H92ZM127 185V184H126ZM11 186H12V184L10 185V184H6L5 186H2L3 187V189H4V191H2V187L0 188L1 190H0V192L3 194V196H1V194H0V206H3L2 205V203H4L6 200H7V198H8V194H9V192L11 193V191H13L12 189H11ZM13 187H14V185H13ZM90 187V186H89ZM31 188V187H30ZM35 190V189H34ZM151 190V189H150ZM33 192H35V191H33ZM145 192V191H144ZM24 193V192H23ZM28 193V192H27ZM43 193V192H42ZM48 193V192H47ZM146 193V192H145ZM148 194V193H147ZM235 194L236 195H238V194H240L243 198H244V200H245V202H246V205L248 206V204H250V205H252V206H254L255 207V209H244L243 211H235L234 210V208H232L231 209V207L229 208V207H227V205H225V201L223 202L222 201V198H223V196L224 197H230V198H233V196H235ZM10 195V194H9ZM30 195V194H29ZM153 195V194H152ZM46 196V195H45ZM142 196V195H141ZM148 196H150V195H148ZM5 197V198H4ZM17 197V196H16ZM36 197H38V196H36ZM43 197V195L40 197V198H42ZM151 197V196H150ZM153 197V196H152ZM151 197V198H152ZM175 197V196H174ZM178 197H180L181 198V196H179L178 195ZM177 197V198H178ZM236 197V196H235ZM46 198V197H45ZM45 198H43V199H45ZM48 198V200L49 199H51V198H49V197H47ZM140 198V197H139ZM59 199V198H58ZM58 199H56V200H58ZM142 199V198H141ZM173 199V198H172ZM181 199H184V198H181ZM25 200V199H24ZM41 200V199H40ZM46 200V199H45ZM42 201V203H41V206H42V210L43 211H47L48 212V210L49 209H51V211H53V209L55 208V207H57V209L58 208H60L61 207V204H58V205H60V207L59 206H54L53 207V204H54V202H52V199H51V202H50V200H49V202H47V200L46 201ZM55 200V201H56ZM229 200H232V199H229ZM54 201V200H53ZM140 201V200H139ZM233 201V200H232ZM174 202H176V201H174ZM55 203H58V202H55ZM60 203V202H59ZM170 203V202H169ZM5 204V203H4ZM64 204V203H63ZM175 204H177V205H175ZM12 205V204H11ZM139 205H140V203H139ZM171 205V206H172ZM240 205H241V203H240ZM68 206V205H67ZM134 206V205H133ZM137 206H138V204H137ZM141 206H142V203H141ZM167 206V205H166ZM209 207H212V208H214V209H216V210H220L221 212H222V210L224 211L225 209H226V207L228 208L227 209V211L230 209V211H224L225 213H224V215H221V214H219V213H216V212H209L208 211V209L207 208H209ZM244 207V206H243ZM10 208V207H9ZM66 208V207H65ZM132 209H133V207H131ZM160 208V207H159ZM68 209V208H67ZM135 209V208H134ZM143 209V208H142ZM145 209V208H144ZM236 209V208H235ZM40 211V210H39ZM50 211V210H49ZM69 211V210H68ZM231 211H233V212H231ZM55 212L56 213H54V217L52 218V219H54V223L55 222H57L56 224H61L62 222H63V220H64V218L66 217L65 215L67 214V212H66V214L64 213V210H62V208L61 209H59L58 211H56L55 210ZM163 212V213H162ZM229 213L230 215H232L231 217H228L227 218V215H229V214H227V213ZM236 212V213H235ZM143 212H141V214H142ZM235 213V214H234ZM45 214V213H44ZM133 214V213H132ZM139 215H140V213H138ZM225 214H227V215H225ZM252 214H256V216H254V217H256L257 219V221H255V223H253V225H251V224H249L248 222L250 221V219L252 218ZM68 215H70V214H68ZM73 215V214H72ZM142 216V215H141ZM141 216H139V217H141ZM50 217H52L51 215H50ZM133 217V216H132ZM249 217H251L250 219H249ZM46 218H48V217H46ZM70 218V217H69ZM137 218V217H136ZM143 218V217H142ZM45 219V218H44ZM51 218H48V221L49 220H52ZM131 219V218H130ZM189 220V221H191V220H198V219H213V220H215V221H217V220H219V221H221L220 223H219V225H221V226H219V227H217V226H215V223H212V224H207V225H204L203 226V228L202 227H200V228H193L192 226V228L193 229H191V227H190V230L189 229H187V230H185L184 231V229H183V231L181 230V232H179L178 231V233L176 232V233H172V232H170L169 230L171 229H173V227L175 226V227H177L176 229H178V225H180L179 223L181 222H184V220ZM129 220V219H128ZM178 220V221H177ZM249 220V221H248ZM253 220V219H252ZM45 221V220H44ZM53 221V220H52ZM175 221H177V226H176V222ZM189 221H187V224H188V222ZM248 221V222H247ZM173 222H175V223H173ZM179 222V223H178ZM192 222V221H191ZM185 224L184 225H186V222H184ZM55 224V225H56ZM158 224V225H157ZM172 224H174V225H172ZM54 225V226H55ZM63 225V224H62ZM152 225V227H149V226H151ZM154 226V227H153ZM12 233V232H11ZM264 234V233H263ZM161 236H163V237H161ZM263 237H264V235H262ZM43 237V236H42ZM2 238H4V237H2ZM131 238V237H130ZM6 239V238H5ZM259 239V238H258ZM263 239V238H262ZM111 240H113V239H111ZM245 240H247V241H245ZM252 240V239H251ZM254 240V239H253ZM252 240V241H253ZM252 241H251V243H252ZM34 242V241H33ZM45 242V241H44ZM114 242V241H113ZM117 242H119V241H117ZM256 242V241H255ZM37 243V242H36ZM61 243V242H60ZM70 243V242H69ZM65 244V243H64ZM80 244V243H79ZM112 244V243H111ZM110 244V245H111ZM147 244H149L148 246H146ZM0 245H1V243H0ZM58 245H59V243H58ZM66 245V244H65ZM76 245H78V244H76ZM48 246V245H47ZM63 247H64V245H62ZM67 246V245H66ZM65 246V247H66ZM70 246H71V244H70ZM70 246H67L68 248L70 247ZM146 246V247H145ZM234 246V247H233ZM3 247V246H2ZM66 247V250H68V248ZM72 247V246H71ZM70 247V248H71ZM110 247H112V245L110 246ZM114 247H112V248H114ZM212 247V249L211 250H209L210 248ZM1 248V247H0ZM4 248V247H3ZM49 248V247H48ZM51 248V247H50ZM69 248V249H70ZM78 248V247H77ZM240 247H237V249H239ZM243 248V247H242ZM62 249V248H61ZM111 249V248H110ZM241 249V248H240ZM239 249V250H240ZM63 250V249H62ZM241 251V250H240ZM243 251V250H242ZM246 251V250H245ZM66 252V251H65ZM68 252V251H67ZM186 252V253H185ZM233 253H231V251H230V253H228L227 255H231V254H233ZM236 253L234 254V256L236 257ZM247 253V254H246ZM244 252V254H246L247 256L249 255V252L247 251V252ZM251 254H252V252H250ZM262 252L260 251V257L262 256V254H261ZM181 254V255H180ZM182 254H184L183 256H182ZM239 254V253H238ZM238 254H237V262L235 263L234 262V260H232V258L231 257H233V255L231 256V257H228V258H230L231 260H229L228 258H227V263L226 264H228L229 263V261H232V262H230V264H254V258H255V260L257 261V263H256V261H255V264H261V263H263L264 262V260L262 259V261L263 262H261V258H258L257 256H259V255H257L256 257H254V256H249V257H247L246 258V256H244L245 258H243V252H242V257H240V260L241 259H243V260H239V262H238ZM240 254H241V252H240ZM125 255V254H124ZM123 255V256H124ZM125 255V256H126ZM131 255H129V256H131ZM167 255V256H166ZM173 256V258H171L172 256ZM181 257H180V256ZM208 255V256H207ZM229 255V256H230ZM69 256H71V254L69 255ZM160 255H157V256H155V258H154V260H156V257H159ZM162 256V257H163ZM126 257H128V256H126ZM125 257V258H126ZM133 257V256H132ZM136 257H138V256H136ZM168 257V258H167ZM177 257H179V260H177ZM218 257V261H217V263H220V264H223L224 262L221 260L222 259V257L221 258H219ZM224 257H226V255L224 256ZM223 257V259H225ZM235 257H233V258H235ZM254 257V258H253ZM134 258H135V256H134ZM160 258V261L161 260H163L164 259V257H163V259L161 258V256L159 257ZM159 258H157V260L159 259ZM256 258H258V259H256ZM262 258H264V257H262ZM127 260L128 259H130V257H128V258H126ZM236 259V258H235ZM142 260H143V262H142ZM165 260V259H164ZM187 260V261H188ZM213 260V261H214ZM229 260V261H228ZM72 261V260H71ZM78 261V260H77ZM83 261V260H82ZM138 261V260H137ZM169 261V260H168ZM186 261V262H187ZM213 261H211L212 262V264H213ZM214 261V262H215ZM220 261H222V263L220 262ZM260 263H259V262ZM133 262H134V260H133ZM156 262H158V261H156ZM167 262V261H166ZM169 262H173V261H169ZM189 262H190V260H189ZM234 262V263H233ZM252 262V263H251ZM77 263V262H76ZM121 263V262H120ZM165 262H163V264H164ZM123 264H132V259L131 260H128V262L126 261V263H123ZM134 264V263H133ZM150 264H155V263H153V262H151ZM156 264H158V263H156ZM166 264V263H165ZM171 264V263H170ZM184 264V263H183ZM187 264H190V263H187Z\"/></svg>",
    "mask_w": 264,
    "mask_h": 264
}]
</instances>
